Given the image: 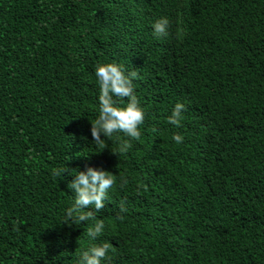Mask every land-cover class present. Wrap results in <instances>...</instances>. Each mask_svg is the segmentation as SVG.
<instances>
[{"label":"trees","instance_id":"obj_1","mask_svg":"<svg viewBox=\"0 0 264 264\" xmlns=\"http://www.w3.org/2000/svg\"><path fill=\"white\" fill-rule=\"evenodd\" d=\"M98 62L138 74L126 153L91 136ZM86 166L117 178L85 206L96 241L65 222ZM91 243L102 264H264V0H0V264H77Z\"/></svg>","mask_w":264,"mask_h":264},{"label":"clouds","instance_id":"obj_2","mask_svg":"<svg viewBox=\"0 0 264 264\" xmlns=\"http://www.w3.org/2000/svg\"><path fill=\"white\" fill-rule=\"evenodd\" d=\"M170 21L167 17H159L152 22V34L157 38L168 35ZM137 72L133 69L126 71L123 65L115 62H98L94 67V76L98 85V115L91 121V136L97 144L104 139L111 138L113 134L122 133L124 137L118 148L113 153H126L131 147V139H138L141 135L140 125L145 118V110L141 106L134 91V80ZM126 98V99H125ZM185 105L175 103L171 114L167 117L172 125L179 126ZM172 139L175 143H183V136L174 133ZM69 172L64 166L57 168L53 175L63 178ZM70 174L73 179L67 187L73 191L70 206L65 211L66 223L80 224L92 221L87 227V236L91 241H96L104 230L103 220L96 219L94 212L84 210L91 206L100 210L108 200L109 192L116 184V175L103 168L86 166L85 170L72 169ZM123 181V177H121ZM126 182V181H124ZM120 211H126L122 206ZM109 254L108 243H91L83 249L77 257V264H102Z\"/></svg>","mask_w":264,"mask_h":264}]
</instances>
